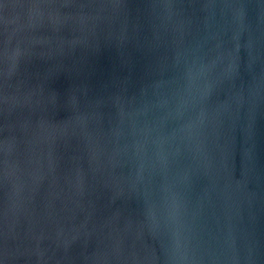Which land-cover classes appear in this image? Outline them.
Instances as JSON below:
<instances>
[{
	"label": "water",
	"instance_id": "95a60500",
	"mask_svg": "<svg viewBox=\"0 0 264 264\" xmlns=\"http://www.w3.org/2000/svg\"><path fill=\"white\" fill-rule=\"evenodd\" d=\"M0 264H264V0H0Z\"/></svg>",
	"mask_w": 264,
	"mask_h": 264
}]
</instances>
